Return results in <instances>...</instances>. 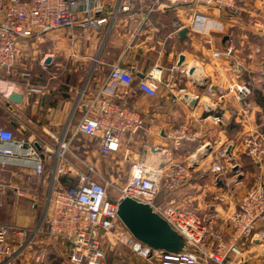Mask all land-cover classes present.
<instances>
[{"label": "crops", "instance_id": "obj_1", "mask_svg": "<svg viewBox=\"0 0 264 264\" xmlns=\"http://www.w3.org/2000/svg\"><path fill=\"white\" fill-rule=\"evenodd\" d=\"M75 1V9L79 12L90 9L95 16H105L108 21L97 32L88 33L77 27L59 28L43 32L38 38L19 39L15 65L21 55L31 53L38 43L45 49L42 61L50 58L44 61L45 65L52 63L54 51L57 62L77 73L79 80L83 77L79 84L80 92H76L75 96L61 90L51 94L45 86L37 87L40 92H31L19 102L8 99L12 107L11 118L19 121L25 130L37 134L41 140L55 145L54 139L67 138L73 131L84 111V104L93 96L100 93L101 98L112 97V92L126 86L109 80L110 69L114 65L132 68L131 94L124 103L141 115L144 126L131 137L130 142L123 143L117 154L107 157V168L111 169L115 164L130 167L131 162L136 160L159 166L168 162L184 164L187 171L183 181L172 191L161 190L156 197L157 202H171L201 219L216 213V219L205 220L206 226L227 238L230 227L225 218L235 209L238 198L255 176L261 175L264 179V161L254 164L247 157L252 166L247 171L236 161L237 153L243 154L241 137L249 129L257 130L264 136V75L260 72V66L264 64V0H235L239 7L236 13L202 6L165 9L162 3L148 16L145 15L146 5L136 6L130 13H115L118 0ZM177 25L181 26L180 29H188L182 40L178 36L180 29ZM208 38L210 44L205 42ZM228 49L229 53L218 58L212 55L214 50L227 52ZM180 54L184 55L182 66L191 68L197 83L204 81L203 87L194 83L187 73H179L177 61ZM14 70L23 80L30 77L25 71ZM148 73L161 81L154 96L135 87L137 81ZM166 82L170 86H166ZM233 85L249 88L250 92L244 100L239 98L238 92L229 90ZM208 86L215 90L220 88L221 93L207 94ZM73 87L70 86L69 91ZM185 94L189 95L188 98H183ZM192 100L196 102L192 104ZM0 104L5 103L2 100ZM214 116L220 117L221 122L214 123ZM175 127L196 132L198 137L175 147L165 138V133ZM77 139H73L71 151L82 157L90 156L92 161L86 164L97 167L96 141L85 138L93 142L88 149L86 145L76 143ZM204 145L208 149L195 157L196 151ZM227 147L230 148V157ZM69 160L75 167L82 168L79 165L81 160L73 155H69ZM216 161L224 168L236 165L242 175L250 173V185L243 189L240 185L241 190L237 192L233 189L224 201L214 200L215 194L224 191L220 177L211 171ZM52 168L53 161H47L41 174L51 184ZM58 180L57 183L64 182L66 177L60 176ZM203 182L208 185L205 190H214L210 191L213 196L209 201L205 200V190L199 186ZM32 207L36 210L35 203ZM45 214L46 205L35 221L34 215L28 216L25 221L23 216L14 217V224L25 231L19 235L12 233L10 240L14 244L18 241L27 243L17 258V264H65L64 245L43 233L46 229L43 221ZM19 218L25 223L18 224ZM30 220H33L32 224L27 225ZM263 221L264 217L258 222L256 231H264L261 229ZM35 228L38 231L32 234ZM263 240L252 238L251 243L242 248L241 256L249 264L264 263ZM206 241H212L208 234ZM254 248L255 256L251 255ZM36 256L39 261H36ZM229 258L235 260L233 255Z\"/></svg>", "mask_w": 264, "mask_h": 264}, {"label": "built area", "instance_id": "obj_2", "mask_svg": "<svg viewBox=\"0 0 264 264\" xmlns=\"http://www.w3.org/2000/svg\"><path fill=\"white\" fill-rule=\"evenodd\" d=\"M75 2L0 0V95L5 103L0 107L8 116L6 121L0 117V166H22L39 176L47 161H53L51 192L43 217L46 229L43 233L64 245L65 264H249L241 256L242 248L251 243L252 238L261 240L264 237V231H256L258 222L264 217V179L261 175L255 176L238 198L235 209L225 218L230 233L224 238L218 232L210 231L205 223L211 218L216 219V213L201 219L171 202H157L156 197L161 190L172 191L183 181L187 171L184 164L168 162L159 166L141 160L132 161L125 183L118 189L117 196L111 197L108 195L107 179L96 174L94 166L83 163V169L70 162L69 155L79 158L71 151L74 138L81 136L96 141L98 157L107 158L117 154L123 143L130 142L131 137L143 128L141 115L124 103L131 94L132 68L114 65L108 73L109 80L122 82L126 86L112 92V97L101 98L100 93L93 96L84 104V111L73 131L67 138L54 139L55 145L41 140L37 134L25 130L19 121L11 118L12 107L8 101L11 94L17 93L23 98L31 92L41 91L23 81L10 79L15 73L18 40L38 38L43 32L59 28L77 27L84 32H97L108 21L105 16H95L90 9L79 12L75 9ZM162 3L165 9L202 6L232 13L239 10L235 0H118L115 13H130L136 6L146 5L145 15L148 16ZM180 28L177 25V29ZM205 42L210 44L211 40L208 38ZM228 51L214 50L212 55L218 58ZM179 67L180 74L187 73L188 69L182 63ZM260 72L264 75V64L260 66ZM160 83L158 77L148 73L137 81L135 87L154 96ZM164 84L170 86L169 82ZM229 90L238 92L241 100L250 92L245 85H233ZM178 91L182 92L183 89ZM206 92L216 95L221 93V89L208 86ZM212 119L214 123L221 122L218 116ZM13 130L20 136L14 137ZM197 137L196 132L183 127H175L165 133V138L175 147L184 141H194ZM241 144L243 154L254 164L264 161V136L259 131L249 129L242 136ZM211 171L220 177L224 186L222 193L213 196L218 202L228 199L230 192L241 185L242 172L237 168H224L215 162ZM60 176H65L66 180L57 183ZM118 196L148 203L172 229L183 236L189 250L170 253L135 240L117 216ZM24 231L16 224L0 223V264H17V258L27 243L18 241L14 244L10 235H19ZM36 231L38 228L32 234ZM207 234L212 238L211 242L206 241ZM230 255L235 256L234 261L229 258ZM35 259L39 261L38 256Z\"/></svg>", "mask_w": 264, "mask_h": 264}, {"label": "rangeland", "instance_id": "obj_3", "mask_svg": "<svg viewBox=\"0 0 264 264\" xmlns=\"http://www.w3.org/2000/svg\"><path fill=\"white\" fill-rule=\"evenodd\" d=\"M31 53L26 56H20L18 62L15 65L16 70H22L30 74V77H26L24 80L15 73L10 77L11 80L19 81L22 80L29 87H42L45 86L49 92L52 94V91H66L70 92L71 96H75L80 92L79 84V75L70 71L67 65L63 66L62 63L57 62L55 59V53L52 57V63L45 65V59L43 55L45 52L44 47L40 44L34 45ZM34 51V54H32ZM54 59L56 61H54ZM47 64V63H46ZM84 76V75H82ZM75 84V85H74ZM74 86L72 90L69 91V87ZM64 88V89H63ZM78 92V93H76ZM12 95V94H11ZM53 97V96H52ZM2 96L0 95V101H2ZM24 106V105H23ZM22 106V107H23ZM0 117L3 121L7 120L8 116L6 112L0 108ZM14 137L20 136V134L13 130ZM242 138V137H241ZM236 142V141H235ZM78 144H84L90 149L93 146V142L86 140L83 137H80L76 140ZM224 145H222L223 147ZM78 159L82 163H89L92 161L90 156L82 157L78 154ZM82 157V158H81ZM97 167L94 168L95 173L107 179L108 181V195L111 197H116L118 194V189L125 183L128 176L130 167L127 164H115L113 168H107V158L97 157ZM239 164L243 166V169L246 171L249 170L252 166L249 159L243 154L237 153V160ZM79 163L80 167L83 169L85 165ZM217 162V161H216ZM220 163V162H218ZM225 165L226 162H224ZM96 178V177H95ZM251 177L250 173L241 175V189L250 185ZM211 184H209L210 186ZM200 189H206L208 186L206 183H200ZM212 189V188H211ZM239 187L235 189V192L240 191ZM200 191V190H199ZM214 190H205V195L207 201L213 196L211 193ZM51 192V183L45 178L44 175H33L29 172L28 168L18 166V165H5L0 166V223L5 224H14L16 223L15 216H23L24 221L28 216L34 215V221L38 219L40 213L44 209V206L48 203V198ZM20 193V194H18ZM35 203L36 210L33 209L32 204ZM35 213V214H33ZM20 219V218H19ZM20 219L18 224L25 223ZM28 222L27 225L32 224ZM261 229L264 230V221L261 223ZM264 239V237H263ZM264 243V240L263 242ZM259 250V248H256ZM255 248L252 250L251 255L255 256ZM260 251V250H259ZM264 253V252H263ZM113 255V254H112ZM264 260V259H263Z\"/></svg>", "mask_w": 264, "mask_h": 264}, {"label": "water", "instance_id": "obj_4", "mask_svg": "<svg viewBox=\"0 0 264 264\" xmlns=\"http://www.w3.org/2000/svg\"><path fill=\"white\" fill-rule=\"evenodd\" d=\"M188 31L187 28H182L178 31V36L180 40L185 38V34ZM50 58L46 57L45 61H49ZM184 60V55L180 54L177 64L180 65ZM187 74L191 76L194 83L203 87L204 81L197 83L196 79L193 77L194 71L190 68L187 70ZM189 95H183V98H188ZM9 101L21 100V95L13 93L8 97ZM196 101L192 100L191 103L194 104ZM13 126L14 123L11 122ZM206 149L207 145L199 148L194 156H200ZM229 147H227V154L230 157ZM129 158V155L126 156ZM236 165L233 166V169ZM117 202V216L130 233V235L150 248L162 250L170 253H181L189 250L185 239L182 235L176 232L170 227V225L156 212L153 211L152 207L145 202L137 201L131 197L118 196L116 198Z\"/></svg>", "mask_w": 264, "mask_h": 264}, {"label": "bare ground", "instance_id": "obj_5", "mask_svg": "<svg viewBox=\"0 0 264 264\" xmlns=\"http://www.w3.org/2000/svg\"><path fill=\"white\" fill-rule=\"evenodd\" d=\"M0 87H2V84H0Z\"/></svg>", "mask_w": 264, "mask_h": 264}, {"label": "trees", "instance_id": "obj_6", "mask_svg": "<svg viewBox=\"0 0 264 264\" xmlns=\"http://www.w3.org/2000/svg\"><path fill=\"white\" fill-rule=\"evenodd\" d=\"M62 180V179H61Z\"/></svg>", "mask_w": 264, "mask_h": 264}]
</instances>
